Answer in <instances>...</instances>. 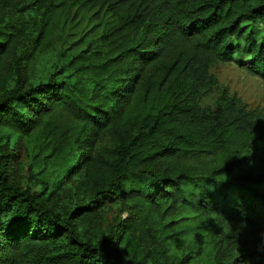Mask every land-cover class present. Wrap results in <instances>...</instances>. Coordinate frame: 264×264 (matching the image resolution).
I'll list each match as a JSON object with an SVG mask.
<instances>
[{
    "label": "trees",
    "instance_id": "1",
    "mask_svg": "<svg viewBox=\"0 0 264 264\" xmlns=\"http://www.w3.org/2000/svg\"><path fill=\"white\" fill-rule=\"evenodd\" d=\"M74 10L101 29L80 73L13 86L21 54L62 40ZM257 22L264 0H0V129L29 135L57 111L77 124L62 170L70 201L23 189L0 146V264H149L153 230L180 240L209 217L264 237V173H239L251 165L239 154L264 143V116L226 94L208 102L210 70L235 61L234 40L264 81V41L246 32ZM208 160L220 165L191 167ZM116 198L133 205L131 221L91 236L99 203ZM263 248L218 264H264Z\"/></svg>",
    "mask_w": 264,
    "mask_h": 264
},
{
    "label": "rangeland",
    "instance_id": "2",
    "mask_svg": "<svg viewBox=\"0 0 264 264\" xmlns=\"http://www.w3.org/2000/svg\"><path fill=\"white\" fill-rule=\"evenodd\" d=\"M246 32L252 34L257 42L264 41V27L261 23L246 24ZM101 31L99 20L93 14L81 17L75 14V10L66 21V27L62 30V40H52L43 50L32 52L31 47L21 54L19 72L15 76L12 85L26 89L31 85H37L48 80L54 74V78L65 74L80 73L84 62L80 55L87 56L86 50L96 34ZM233 44L240 48L232 63H218L210 72L218 79V86L208 97V102L214 106L216 100L222 94L240 99L249 109L261 112L264 116V81L248 73L242 64L249 61L250 57L242 53L244 42L234 40ZM61 70V71H60ZM77 124L64 112L57 111L52 119L51 127H41L29 135L19 134L9 128L0 129V146L8 154L7 161L12 168V179L23 189L31 188L41 190L49 189V201H70L73 190L62 186L63 165L68 158L65 147L71 142L75 134ZM111 145L110 138L104 140ZM243 157L251 159L249 168L239 172L240 174L258 175L264 173V143L254 146L249 152H241ZM234 157V156H233ZM220 164L214 160H208L199 167L201 170ZM76 179V178H75ZM62 186V187H61ZM48 189H46L48 191ZM132 204L116 198L115 201H101L97 210V219L88 231L91 236L98 237L108 233L121 220L130 222L129 208ZM207 223L198 225V230L180 240H166L165 235L160 234V229L153 230L154 240L148 242L151 249L146 257L149 264H218L219 260L226 259L233 251L241 256L254 249L258 245H264V237L253 231L234 225L231 222L209 217ZM181 225L190 223V219L181 221ZM120 234L122 226H116ZM169 244L165 254H159L158 246ZM171 243V244H170ZM210 254L202 263V257ZM264 253V248H263ZM264 258V257H263Z\"/></svg>",
    "mask_w": 264,
    "mask_h": 264
}]
</instances>
